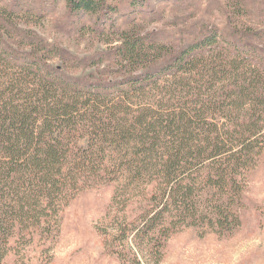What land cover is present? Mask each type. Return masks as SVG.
<instances>
[{"label": "trees", "instance_id": "1", "mask_svg": "<svg viewBox=\"0 0 264 264\" xmlns=\"http://www.w3.org/2000/svg\"><path fill=\"white\" fill-rule=\"evenodd\" d=\"M65 1L70 14L93 17L106 50L74 56L23 28L21 17L35 15L19 2L0 0V264L17 235L57 237L89 176L144 166L190 213L193 171L224 203L264 152V30L238 22L264 0H224L226 25L196 21L179 34L140 29L147 0H128V10L126 0ZM211 207L207 223L226 234L229 212Z\"/></svg>", "mask_w": 264, "mask_h": 264}, {"label": "rangeland", "instance_id": "2", "mask_svg": "<svg viewBox=\"0 0 264 264\" xmlns=\"http://www.w3.org/2000/svg\"><path fill=\"white\" fill-rule=\"evenodd\" d=\"M127 1L119 4L123 10H128L123 8ZM224 2L147 0L136 20L145 31L165 29L174 34L196 21L224 26L229 21L219 8ZM4 3H18L20 9L33 13L34 18L21 17L19 24L74 56L88 57L110 46L94 34L93 17L70 14L65 0ZM257 7L238 19L239 24L264 30V3ZM122 14L119 28L127 27L132 19L130 8ZM53 64L60 63L54 60ZM80 144L86 147L87 140ZM142 168L138 176L116 168L112 173L89 176L87 186L64 210L57 237L45 240L41 230L32 241L15 236L5 264H264V152L255 166L240 176L239 187L225 190L224 203L217 194L207 193L209 187L200 172L193 171L187 176L190 204H194L190 213L180 212L177 204L168 201L163 179ZM212 203L224 204L229 212L230 217L223 220V226L229 227L226 234L220 233V224L215 229L207 223ZM163 234L169 239L161 247Z\"/></svg>", "mask_w": 264, "mask_h": 264}]
</instances>
